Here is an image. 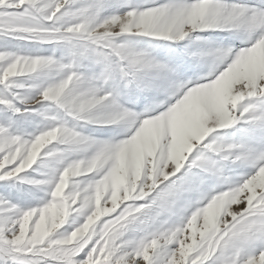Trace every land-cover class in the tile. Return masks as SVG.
Wrapping results in <instances>:
<instances>
[{
	"label": "snow or ice",
	"instance_id": "obj_1",
	"mask_svg": "<svg viewBox=\"0 0 264 264\" xmlns=\"http://www.w3.org/2000/svg\"><path fill=\"white\" fill-rule=\"evenodd\" d=\"M0 264H264V0H0Z\"/></svg>",
	"mask_w": 264,
	"mask_h": 264
}]
</instances>
